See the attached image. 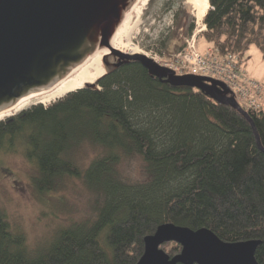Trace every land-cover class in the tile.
<instances>
[{"label": "trees", "instance_id": "16d2710c", "mask_svg": "<svg viewBox=\"0 0 264 264\" xmlns=\"http://www.w3.org/2000/svg\"><path fill=\"white\" fill-rule=\"evenodd\" d=\"M203 24L200 36L222 54L242 56L252 45L264 54V0H209ZM243 108L249 117L133 60L0 119V150L22 144L36 165V191L75 177L95 194L92 219L58 229L35 253L0 208V264H136L143 238L165 222L206 227L226 242L260 240L255 258L264 264V109ZM83 145L99 151L80 168L71 155ZM134 155L145 181L119 174L117 165ZM160 248L170 257L181 250L173 241Z\"/></svg>", "mask_w": 264, "mask_h": 264}, {"label": "water", "instance_id": "95a60500", "mask_svg": "<svg viewBox=\"0 0 264 264\" xmlns=\"http://www.w3.org/2000/svg\"><path fill=\"white\" fill-rule=\"evenodd\" d=\"M135 1L0 0V112L24 96L51 89L94 50L107 48L101 57L103 74L138 61L151 76L172 86L196 88L249 117L222 81L176 75L146 54L110 45L115 28ZM255 135L260 145L256 131ZM143 239V253L136 264H257L255 251L260 243L256 239L226 242L206 227L191 229L169 222L159 224ZM170 241L181 246L172 257L160 248Z\"/></svg>", "mask_w": 264, "mask_h": 264}, {"label": "rangeland", "instance_id": "374dc122", "mask_svg": "<svg viewBox=\"0 0 264 264\" xmlns=\"http://www.w3.org/2000/svg\"><path fill=\"white\" fill-rule=\"evenodd\" d=\"M134 7L128 14L129 28L122 38L125 52L135 48L166 60L184 46L190 35H195L201 54L205 55L210 47L217 49L200 36L203 25L195 22L185 0H147L144 4L140 0ZM191 24L192 33L187 34ZM237 55L246 76L258 81L264 91V54L252 45L244 55ZM251 73L257 78L251 77ZM239 104L247 107L245 100ZM16 148L15 152L0 150V208L12 229L24 234L27 249L35 253L49 245L58 229L92 219L95 194L86 188L81 178L75 177H64L52 191H36L32 181L37 174L36 165L26 160L20 142L16 143ZM98 151L96 147L83 145L71 158L84 168ZM144 164L140 156L134 155L117 166L121 178L133 183L148 179Z\"/></svg>", "mask_w": 264, "mask_h": 264}, {"label": "built area", "instance_id": "2783aa9c", "mask_svg": "<svg viewBox=\"0 0 264 264\" xmlns=\"http://www.w3.org/2000/svg\"><path fill=\"white\" fill-rule=\"evenodd\" d=\"M158 64L171 69L176 75L194 74L213 77L226 84L229 95L238 103L245 100L247 107L262 110L264 97L260 83L246 76L245 70L239 65V56L229 52L220 55L218 50L210 47L205 55L201 54L196 46L195 35H190L181 49L162 60L160 57L148 55Z\"/></svg>", "mask_w": 264, "mask_h": 264}, {"label": "bare ground", "instance_id": "6f19581e", "mask_svg": "<svg viewBox=\"0 0 264 264\" xmlns=\"http://www.w3.org/2000/svg\"><path fill=\"white\" fill-rule=\"evenodd\" d=\"M147 0H143V4ZM140 0H136L132 6H130V9L126 13V15L123 17L122 22L120 25L115 28V32L113 33L110 45L116 49H119L121 51H124V40L123 34L127 31L129 28V22H128V14L131 10H133L139 3ZM186 4H188L191 8V12L195 18L196 23H202V30L205 29V26L203 24V18L205 16V13L207 12L209 8V0H185ZM137 12V10H136ZM95 52L88 55L82 63L76 67L72 72H70L69 76L59 81L57 84H55L54 87H52L49 90L31 94L28 96H24L21 98L14 106L9 107L8 109H5L0 112V119L6 118L8 116H11L22 109H25L27 106H30L32 103H42L47 104L50 103L60 97H62L64 94L77 90L81 87H83L85 84H90L95 82L99 77L103 75L104 68L101 63V57L104 53L108 52L107 48H99L94 50ZM130 52L132 53H141L140 50L131 48ZM242 106V104H240ZM243 107H245L243 105ZM242 107V108H243ZM247 109H251L249 107H245ZM244 109V108H243ZM245 110V109H244ZM254 110V109H251ZM246 111V110H245ZM259 111V110H255Z\"/></svg>", "mask_w": 264, "mask_h": 264}, {"label": "crops", "instance_id": "0c3cea01", "mask_svg": "<svg viewBox=\"0 0 264 264\" xmlns=\"http://www.w3.org/2000/svg\"><path fill=\"white\" fill-rule=\"evenodd\" d=\"M250 76L253 77V78H255V79L257 78V76L254 75V73H251Z\"/></svg>", "mask_w": 264, "mask_h": 264}]
</instances>
